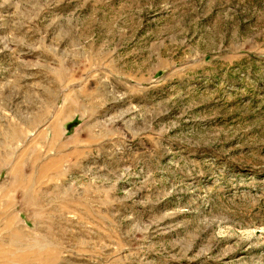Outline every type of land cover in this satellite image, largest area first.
Wrapping results in <instances>:
<instances>
[{"label":"rangeland","instance_id":"rangeland-1","mask_svg":"<svg viewBox=\"0 0 264 264\" xmlns=\"http://www.w3.org/2000/svg\"><path fill=\"white\" fill-rule=\"evenodd\" d=\"M0 264H264V0H0Z\"/></svg>","mask_w":264,"mask_h":264}]
</instances>
